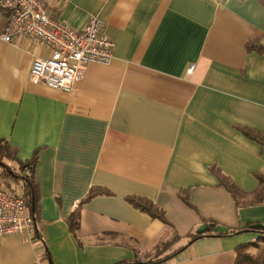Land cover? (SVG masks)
Returning a JSON list of instances; mask_svg holds the SVG:
<instances>
[{"label": "crops", "instance_id": "obj_1", "mask_svg": "<svg viewBox=\"0 0 264 264\" xmlns=\"http://www.w3.org/2000/svg\"><path fill=\"white\" fill-rule=\"evenodd\" d=\"M42 1L75 28L98 15L114 59L86 65L72 93L35 82L32 63L50 50L5 41L0 9V136L35 159L39 191L38 232L5 236L0 264H145L169 242L171 264L255 253L261 233L230 231L264 224V0ZM203 223L229 232L191 241Z\"/></svg>", "mask_w": 264, "mask_h": 264}, {"label": "built area", "instance_id": "obj_2", "mask_svg": "<svg viewBox=\"0 0 264 264\" xmlns=\"http://www.w3.org/2000/svg\"><path fill=\"white\" fill-rule=\"evenodd\" d=\"M0 9L10 11V24L3 36L11 42L14 35L31 39L48 48L50 54L36 58L31 66V80L52 89L72 93L90 63L107 65L114 59V41L105 32L98 15H91L81 27L53 18L42 0H0ZM26 174L30 169L26 168ZM36 227L22 193L10 191L0 181V241L7 235L34 231ZM145 264H171L157 260Z\"/></svg>", "mask_w": 264, "mask_h": 264}, {"label": "trees", "instance_id": "obj_3", "mask_svg": "<svg viewBox=\"0 0 264 264\" xmlns=\"http://www.w3.org/2000/svg\"><path fill=\"white\" fill-rule=\"evenodd\" d=\"M258 49H262V47H256ZM249 136L253 138H258L255 134H253L250 131L246 132ZM9 158L16 162L18 165V169L15 171L14 169L7 167L3 171L0 170V178H2L6 185V187L16 193L14 190L13 186L15 184H19L22 187V195L26 201V204L28 205L31 215L33 219L35 220L36 224V231L38 232L37 228V222L39 218V191H38V186L36 182V178L34 176V167H35V159H32L27 162H21L19 161V158L17 156V151L16 149L3 137L0 136V161L1 158ZM26 168L30 169V174H26L25 170ZM220 181L221 183L231 192V194L237 199L239 196V190L237 187L231 183L226 177L220 176ZM257 201H263V197H258L256 198ZM129 201L134 204L136 207L139 209L149 213L152 215L154 218H159L165 223H169L168 220L166 219L164 210H162L160 207L155 205L149 200L146 199H138L135 197H130ZM79 224V217L77 213H73L71 220H70V225L73 229H76ZM242 231H254L263 234L264 237V230L258 229V228H253V225H248L245 228L238 229V230H231V234L239 233ZM229 232V231H228ZM227 232L224 233H217L219 235L226 234ZM204 236V234H198V233H192L190 234L191 241L196 240L200 237ZM256 246V252H250L249 251V245L247 244H242L238 246L237 248V259L235 264H264V243L262 245H257ZM172 246V243L169 242L168 245L162 246L158 248L156 251V256H154L148 263L157 261V260H167L169 259L173 254H175L178 250L173 251L172 253H169L167 255H164V253L170 249ZM46 254L49 256L48 251ZM164 255V256H163ZM162 256V257H161ZM125 264V263H122Z\"/></svg>", "mask_w": 264, "mask_h": 264}, {"label": "water", "instance_id": "obj_4", "mask_svg": "<svg viewBox=\"0 0 264 264\" xmlns=\"http://www.w3.org/2000/svg\"><path fill=\"white\" fill-rule=\"evenodd\" d=\"M253 228L264 230V224L261 223L254 224ZM228 231H229V227L225 225L216 224V223H203L197 228L196 233L198 234H204L207 232L224 233Z\"/></svg>", "mask_w": 264, "mask_h": 264}, {"label": "rangeland", "instance_id": "obj_5", "mask_svg": "<svg viewBox=\"0 0 264 264\" xmlns=\"http://www.w3.org/2000/svg\"><path fill=\"white\" fill-rule=\"evenodd\" d=\"M7 167H10V168L14 169L15 171L18 169V165L13 160H11V159H9L7 157L1 158L0 170L3 171ZM260 236H263V234H260ZM262 241H263V239L260 240V242H262ZM263 243H264V241L262 242V244Z\"/></svg>", "mask_w": 264, "mask_h": 264}]
</instances>
